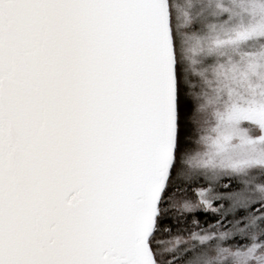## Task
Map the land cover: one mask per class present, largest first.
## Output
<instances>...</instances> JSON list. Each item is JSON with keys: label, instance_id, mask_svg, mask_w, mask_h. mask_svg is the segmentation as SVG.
I'll use <instances>...</instances> for the list:
<instances>
[{"label": "snow or ice", "instance_id": "1", "mask_svg": "<svg viewBox=\"0 0 264 264\" xmlns=\"http://www.w3.org/2000/svg\"><path fill=\"white\" fill-rule=\"evenodd\" d=\"M0 264H264V0H0Z\"/></svg>", "mask_w": 264, "mask_h": 264}]
</instances>
